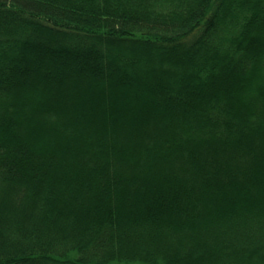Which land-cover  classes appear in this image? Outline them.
<instances>
[{
    "label": "trees",
    "instance_id": "1",
    "mask_svg": "<svg viewBox=\"0 0 264 264\" xmlns=\"http://www.w3.org/2000/svg\"><path fill=\"white\" fill-rule=\"evenodd\" d=\"M0 264H264V0H0Z\"/></svg>",
    "mask_w": 264,
    "mask_h": 264
}]
</instances>
